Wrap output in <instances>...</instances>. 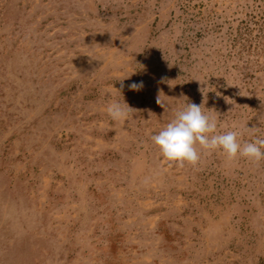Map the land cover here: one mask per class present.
I'll list each match as a JSON object with an SVG mask.
<instances>
[{
  "label": "rangeland",
  "instance_id": "1",
  "mask_svg": "<svg viewBox=\"0 0 264 264\" xmlns=\"http://www.w3.org/2000/svg\"><path fill=\"white\" fill-rule=\"evenodd\" d=\"M188 103L264 138V0H0V264H264V161L151 140Z\"/></svg>",
  "mask_w": 264,
  "mask_h": 264
},
{
  "label": "clouds",
  "instance_id": "2",
  "mask_svg": "<svg viewBox=\"0 0 264 264\" xmlns=\"http://www.w3.org/2000/svg\"><path fill=\"white\" fill-rule=\"evenodd\" d=\"M143 87L142 81L128 85L133 91H140ZM157 103L163 107L160 96L157 97ZM133 111L125 102H113L107 107L108 115L118 122L128 120ZM217 129L216 116L206 114L202 105L188 103L151 140L162 157L168 162H174L179 168H184L186 164L196 167L203 154L214 151H222L229 161L241 157L256 165L264 161V138L257 137L242 143L239 130L218 132Z\"/></svg>",
  "mask_w": 264,
  "mask_h": 264
}]
</instances>
